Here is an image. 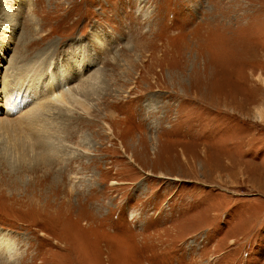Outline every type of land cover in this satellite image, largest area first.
<instances>
[{
  "label": "rangeland",
  "instance_id": "obj_1",
  "mask_svg": "<svg viewBox=\"0 0 264 264\" xmlns=\"http://www.w3.org/2000/svg\"><path fill=\"white\" fill-rule=\"evenodd\" d=\"M7 67L88 83L0 123V264H264V0H0Z\"/></svg>",
  "mask_w": 264,
  "mask_h": 264
},
{
  "label": "bare ground",
  "instance_id": "obj_2",
  "mask_svg": "<svg viewBox=\"0 0 264 264\" xmlns=\"http://www.w3.org/2000/svg\"><path fill=\"white\" fill-rule=\"evenodd\" d=\"M7 68L8 70L5 71V74L3 75L2 80L0 79L1 80L0 81V112L4 113L2 117L0 116V123L7 122L8 124L15 123L16 125L23 123L24 125L27 124L30 127L35 126V122L37 120L34 119L33 117H35V113L39 109L44 108V107L47 108L49 104H52L55 101L61 103L62 105H68L70 101L78 102L80 98L79 96H77L76 93H74L75 91L74 89L72 90L71 87H74V88L76 87V89L78 88L83 89L84 86L87 87L85 83H88L86 82V79L83 80L85 81L83 82L81 81L82 79L79 78L81 83H79L80 81H77L75 84L71 83V85H69L68 83H66V77H68L67 74L66 75L62 74V76L58 78H55L53 75L50 81L49 79L48 80L46 79L43 85L44 92H46L47 90L49 91L46 94V97L44 98L45 101L39 102L38 101V94H39L38 90L42 89L40 84L35 85L33 80L29 81L28 80L29 78L27 79L26 77L22 78V77L17 76L16 74L18 73L15 72V69L13 70V67L11 68L7 67ZM80 74L81 73L79 70V75ZM69 76L72 77V74L70 72H69ZM16 77L18 78L14 79ZM92 78H94V75L92 76ZM65 83L67 85H65ZM51 95H52V98H51ZM29 101L31 102L29 107L27 106L28 108H26L25 110H22L20 113H18V115L14 116L15 111L19 110L24 105V103H28ZM69 106H71V104ZM41 139H43L42 144L47 145L46 149H50L51 144H49L45 136H41ZM14 250H15L14 244L12 243L10 238L7 237V235L5 234L0 233V254L8 255L9 257L14 253Z\"/></svg>",
  "mask_w": 264,
  "mask_h": 264
},
{
  "label": "crops",
  "instance_id": "obj_3",
  "mask_svg": "<svg viewBox=\"0 0 264 264\" xmlns=\"http://www.w3.org/2000/svg\"><path fill=\"white\" fill-rule=\"evenodd\" d=\"M262 149V148H261ZM247 161V160H246Z\"/></svg>",
  "mask_w": 264,
  "mask_h": 264
}]
</instances>
